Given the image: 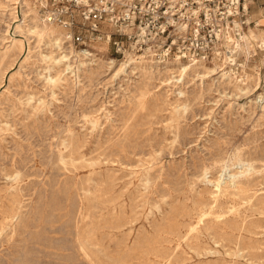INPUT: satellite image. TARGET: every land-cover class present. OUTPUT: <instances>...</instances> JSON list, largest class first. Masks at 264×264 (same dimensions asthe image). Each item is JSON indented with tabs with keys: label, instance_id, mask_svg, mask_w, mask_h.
<instances>
[{
	"label": "rangeland",
	"instance_id": "374dc122",
	"mask_svg": "<svg viewBox=\"0 0 264 264\" xmlns=\"http://www.w3.org/2000/svg\"><path fill=\"white\" fill-rule=\"evenodd\" d=\"M0 4V214L12 199L22 205L14 238L0 236V264H87L74 241L78 207L87 195L84 203L91 202L98 223L112 236L103 240L104 264H138L148 256L156 264L172 251L178 264H264V105L256 101L264 91L258 76L261 58H254L252 72L244 77L222 62L228 72L222 81L220 71L195 75L192 70L202 73L203 67L189 62L195 68L188 74L175 79L164 74L168 79L163 82L151 79L142 107L137 105L143 83L138 59H158L146 53L119 57L105 43L80 49L58 24L41 16L34 0H29L34 17L24 14L21 0ZM34 23L57 26L59 44L33 30ZM254 33L264 39V26ZM250 46L255 54L258 48ZM168 60H158L160 68ZM119 62L128 73H115ZM67 138L74 153L63 149L64 168L58 149ZM236 152L240 160L232 159ZM230 172H238L233 183ZM243 195L250 198L246 203ZM203 210L212 211L186 236ZM112 211V221L99 217Z\"/></svg>",
	"mask_w": 264,
	"mask_h": 264
},
{
	"label": "built area",
	"instance_id": "2783aa9c",
	"mask_svg": "<svg viewBox=\"0 0 264 264\" xmlns=\"http://www.w3.org/2000/svg\"><path fill=\"white\" fill-rule=\"evenodd\" d=\"M48 22L80 49L105 43L116 56L146 53L171 58L224 61L238 77L252 72L254 58L264 88V40L245 59L239 48L251 19L253 0H34Z\"/></svg>",
	"mask_w": 264,
	"mask_h": 264
},
{
	"label": "bare ground",
	"instance_id": "6f19581e",
	"mask_svg": "<svg viewBox=\"0 0 264 264\" xmlns=\"http://www.w3.org/2000/svg\"><path fill=\"white\" fill-rule=\"evenodd\" d=\"M12 1V0H11ZM20 1V0H19ZM15 3V2H14ZM19 3V2H18ZM21 3H22V5H24L25 6V8H24V14L25 15H27L26 13H29L31 16H33L34 17V15H32L33 13H35L34 12V9H33V6L31 7V5L33 4H31L30 5V7H29V0H21ZM0 5H2V4H0ZM10 5V4H9ZM14 5V4H13ZM15 5H17V4H15ZM10 7V6H9ZM34 7H35V5H34ZM1 8H4V7H1ZM14 9V8H13ZM17 9V8H16ZM36 9V8H35ZM11 11H12V9H11ZM15 11V10H14ZM16 12V11H15ZM39 15V14H38ZM16 16V15H15ZM28 16V15H27ZM33 17H31V20L33 21V22H35V19H33ZM44 20V19H43ZM33 30L35 29V30H37L40 34H45L46 36H48L51 40H53V42L56 44V45H58L59 44V41H60V38H59V28H57V26L55 27L53 24H51V23H34L33 24ZM260 27H262L261 26V24L260 23H258V21L257 22H255V24L253 25V26H249L248 27V29H247V31L242 35V39H243V41L242 42H239V44H238V46H239V48L243 51V53L245 54V57H247L248 58V56L249 55H252V53H250L249 51H250V48L248 49V46H250L251 47V49H253V51L256 49V47L258 48L259 46H260V44H261V42L264 40L262 37H260V35L258 34H256V33H254L256 30H257V28H260ZM29 30H31V29H29ZM36 32V31H35ZM259 32V31H258ZM29 33V32H28ZM263 33V32H262ZM23 34V33H22ZM40 37V36H39ZM65 38V37H64ZM43 41V40H42ZM21 42V41H20ZM20 42H19V44H20ZM70 42V41H69ZM23 43H24V41H23ZM14 44H15V42H14ZM21 45V44H20ZM24 46V45H23ZM6 47H7V45H6ZM101 49H104L105 48V46H99ZM59 48V47H58ZM12 50V49H11ZM76 50V49H75ZM19 51V50H18ZM86 51V50H85ZM20 52V51H19ZM89 52V51H88ZM99 52H101V51H99ZM98 52V53H99ZM5 53V52H4ZM15 53V52H14ZM61 53V52H60ZM96 53V52H91L89 55L90 56H92V57H95L96 55H98L99 57L98 58H101V55H99V54H101V53ZM255 53V52H254ZM1 54V53H0ZM8 54V53H7ZM12 54V53H11ZM83 54V53H82ZM128 54V53H127ZM53 55H55V54H53ZM64 55V54H63ZM79 55V54H78ZM14 56V55H13ZM45 56V55H44ZM62 56V55H61ZM87 56V55H86ZM85 56V57H86ZM131 56V55H130ZM46 57V56H45ZM63 57V56H62ZM66 57H68V56H66ZM139 57V56H138ZM7 58V57H6ZM52 58H54V57H52ZM63 58H65V57H63ZM74 58V57H73ZM79 58V57H78ZM132 58V57H131ZM246 58V59H247ZM66 59V58H65ZM68 59V58H67ZM105 59V58H104ZM53 60V59H52ZM51 60V61H52ZM77 60V59H76ZM91 60H92V58H91ZM120 60V59H119ZM129 60V59H128ZM136 60V59H135ZM255 61H256V59H254ZM55 61V60H54ZM60 61V60H59ZM63 61V60H62ZM95 60H93V62H94ZM113 60H108V61H105V62H107V63H111ZM254 61V62H255ZM68 62H69V60H68ZM82 62V61H81ZM98 61H96V63H97ZM115 62V61H114ZM124 62V61H123ZM123 62H119V65L117 66V68H116V72L115 73H117L118 71H123V72H127V70H126V64H124ZM190 61H187V62H183V60H180V59H178V58H171L170 60H168V63H166L164 66H163V68H160V63H159V61L158 60H155V59H153V58H151V57H146L145 55H141L140 57H139V59H138V67L137 68H140V70H141V72H142V76H143V78H142V82L143 83H141V85H140V87H139V89H138V92H137V99H138V103H137V105L138 106H144L145 104H146V101H145V95L146 94H148L149 93V91H150V89H151V79H153V78H158V79H160V81H165V80H167L168 78H163L164 77V74L165 75H167V74H170L173 78L175 77V76H179V75H184V74H188V70L189 69H191V68H195V66H192L190 63H189ZM222 62L225 64V62L224 61H217V60H211L210 62H206V61H197V64L199 65V66H202L203 67V71H202V73L198 70V71H196V70H192L193 71V73L195 74V75H198V76H200V77H204L205 75H208L209 73H215V72H218V71H220V75H219V77H222V79H221V81L225 78L226 79V76L228 75V72H227V70L226 69H224V66H223V64H222ZM60 63V62H59ZM90 63V62H89ZM95 63V62H94ZM93 63V64H94ZM95 63V64H96ZM191 63H196V62H191ZM9 64V63H8ZM69 64V63H68ZM81 64V63H80ZM86 64V63H85ZM84 64V65H85ZM74 65V64H73ZM77 65V64H76ZM106 65V64H105ZM112 65V64H111ZM116 65V64H115ZM128 65V64H127ZM253 66H255V65H253ZM0 67H1V65H0ZM69 67V66H68ZM77 67V66H76ZM9 68V67H8ZM78 68H80V67H78ZM110 68V67H109ZM113 68V67H112ZM46 69V68H45ZM74 69V68H73ZM77 69V68H76ZM72 70V69H71ZM86 70V69H85ZM94 70V69H93ZM50 71V70H49ZM54 71V70H53ZM229 71V70H228ZM60 72V71H59ZM132 72L134 73V72H136V70L135 69H133L132 70ZM61 73V72H60ZM60 73H57L56 75H58V74H60ZM128 73V72H127ZM161 73H162V75H161ZM190 73V72H189ZM255 73V72H254ZM259 73V72H258ZM5 74V73H4ZM49 74V73H48ZM253 74V73H252ZM82 75V74H81ZM116 75V74H115ZM118 75V74H117ZM248 75V74H247ZM253 75H256V74H253ZM59 76V75H58ZM57 76V77H58ZM128 76V75H127ZM258 76H260V75H258ZM47 77V76H46ZM50 77V76H49ZM52 77V76H51ZM136 77H137V75H136ZM135 77V78H136ZM229 77V76H228ZM3 78V77H2ZM77 78H78V74H77ZM182 78V77H181ZM197 78V77H196ZM217 78V77H216ZM230 78V77H229ZM228 78V79H229ZM248 78V77H247ZM171 79V78H170ZM175 79V78H174ZM180 78H177L176 80H179ZM184 79V78H183ZM204 79V78H203ZM212 79H213V77H212ZM47 80V79H46ZM61 80V79H60ZM193 80V79H192ZM191 80V81H192ZM236 80V79H235ZM244 80H245V78H244ZM256 80V79H255ZM153 81V80H152ZM196 81V80H195ZM49 82V81H48ZM56 82V81H55ZM186 82H187V80H186ZM244 82V81H243ZM260 82V81H259ZM258 82V83H259ZM162 84H165V83H162ZM170 84H171V81H170ZM187 84H189V83H187ZM194 84V83H193ZM224 84V83H223ZM55 85V84H54ZM57 85V84H56ZM182 85V84H181ZM180 85V86H181ZM218 85V84H217ZM53 86V85H52ZM228 86V85H227ZM261 86V85H260ZM176 87H177V85H176ZM184 87V86H183ZM188 87V86H187ZM243 87V86H242ZM181 88V87H180ZM260 88V87H259ZM182 89V88H181ZM187 89V88H186ZM238 89L239 90H241V91H244L241 87H238ZM254 90V89H253ZM182 90H180V92H181ZM8 92V91H7ZM235 92V91H234ZM182 93H184L185 94V92H182ZM179 94V93H178ZM224 94V93H223ZM221 95V94H220ZM28 97V96H27ZM177 98V97H176ZM25 99V98H24ZM32 99V98H31ZM178 99V98H177ZM252 99V98H251ZM26 101H27V99H26ZM32 101V100H31ZM256 101L258 102V104L260 103L261 105H264V91H260V92H258L257 93V95H256ZM22 102V101H21ZM39 103V102H38ZM176 103V102H175ZM24 104V103H23ZM176 104H178V103H176ZM259 104V105H260ZM30 105V104H29ZM32 105V104H31ZM38 105H40V104H38ZM173 105V104H172ZM179 105V104H178ZM41 106H43L42 104H41ZM257 106V105H256ZM15 107V106H14ZM36 107V106H35ZM260 107V106H259ZM17 108V107H16ZM41 109V108H40ZM263 110V109H262ZM27 112V111H26ZM32 113V112H31ZM37 115V114H36ZM34 117V116H33ZM92 122V121H91ZM90 122V123H91ZM94 123H95V121H94ZM93 124V123H92ZM69 125V124H68ZM72 133V132H71ZM70 133V134H71ZM74 133V132H73ZM69 134V133H68ZM70 138V137H69ZM71 139V138H70ZM127 139V138H126ZM80 141V140H79ZM122 141V140H121ZM61 143V142H60ZM114 144V143H113ZM122 144V143H121ZM123 145V144H122ZM58 146V145H57ZM56 146V147H57ZM72 141L70 140H68V138H67V141H66V139L62 142V148L61 149H58L59 151V159H60V161H61V164H62V166L64 167V168H67V162H65V160L63 159V157H64V154H63V152H64V150L65 149H67V153H68V155L70 156L71 155V153H74V152H72ZM115 146V145H114ZM124 146V145H123ZM75 147V146H74ZM125 147V146H124ZM103 148V147H102ZM115 148V147H114ZM120 148V147H119ZM123 148V147H122ZM126 148V147H125ZM64 149V150H63ZM74 149V148H73ZM113 150V149H112ZM119 150H121V149H119ZM75 151V150H74ZM83 151V150H82ZM126 151V150H125ZM76 153V152H75ZM79 153V152H78ZM99 153V152H98ZM85 154V156H86V153H84ZM236 155H233L232 156V159H238V160H240L241 159V157H240V155H239V152H236L235 153ZM66 155V154H65ZM80 155V154H79ZM82 155V154H81ZM101 155V154H100ZM112 156H113V154H112ZM87 157V156H86ZM99 157V156H98ZM68 158V157H67ZM71 158V157H70ZM76 158H77V155H76ZM96 158V157H95ZM228 158V157H227ZM66 159V158H65ZM80 159V158H79ZM79 159H78V161H79ZM83 159H85V157L83 158ZM70 159H68V161H69ZM72 160V159H71ZM92 160V159H91ZM97 160V159H96ZM95 160V161H96ZM100 160V159H99ZM111 160H112V158H111ZM231 160V159H230ZM77 161V162H78ZM80 161H82V160H80ZM94 161V160H93ZM92 161V162H93ZM119 161V160H118ZM228 161V160H227ZM244 160H242V162H243ZM246 161V160H245ZM73 162H75L74 160H73ZM76 162V164H78ZM85 162V161H84ZM241 162V163H242ZM247 162V161H246ZM81 163V162H80ZM82 163H83V161H82ZM99 163V162H98ZM97 163V164H98ZM240 163V162H239ZM70 164H72V162H70ZM75 163H73V165H74ZM75 164V165H76ZM87 164H88V162H87ZM91 164V163H90ZM89 164V165H90ZM229 164V163H228ZM238 164V163H237ZM255 164V163H254ZM85 165V164H84ZM102 165V164H101ZM105 165H106V163H105ZM227 165V164H226ZM231 165V164H230ZM229 165V166H230ZM246 165V164H245ZM250 165V164H249ZM249 165L246 167V169H244L243 171H245V170H247L248 168H249ZM252 165H253V163H252ZM79 166V165H78ZM93 166V165H92ZM99 166V165H98ZM228 166V167H229ZM80 167H81V164H80ZM90 167V166H89ZM95 167V166H94ZM139 167V166H138ZM82 168V167H81ZM227 168V167H226ZM253 168V167H252ZM71 169V168H70ZM84 169V168H83ZM150 169V168H149ZM207 169V168H206ZM205 169V170H206ZM64 170V169H63ZM237 170H239V169H237ZM254 170V169H253ZM66 171V170H65ZM64 171V172H65ZM94 171V170H93ZM98 171V170H97ZM145 171V170H144ZM243 171H240V173L241 172H243ZM92 172V171H91ZM96 172V171H95ZM255 172V171H254ZM94 173V172H93ZM148 173V172H147ZM235 173H238V172H234V173H229L230 175H229V177L228 178H230V182H232L233 181V179L236 177V175H235ZM66 174V173H65ZM143 174V173H142ZM244 174V173H243ZM68 175H70V174H68ZM91 176L93 175V174H90ZM145 175V174H144ZM223 175V174H222ZM16 177H18L19 176V172L15 175ZM71 176V175H70ZM146 176V175H145ZM250 176V175H249ZM21 177V176H20ZM98 177V176H97ZM141 177V176H140ZM148 178H149V176H148ZM17 179V178H16ZM84 179V178H83ZM93 179V178H92ZM109 179V178H108ZM142 179V178H141ZM239 179V178H238ZM24 180V179H23ZM81 180V179H80ZM98 180V179H97ZM205 180V179H204ZM236 180V179H235ZM54 181H56V180H54ZM103 181V180H102ZM142 181V180H141ZM149 181H150V179H149ZM216 181V180H215ZM229 181V180H228ZM27 182V181H26ZM43 182V181H42ZM75 182V181H74ZM81 182H82V180H81ZM147 182V181H146ZM229 182V183H230ZM236 182V181H235ZM14 183V182H13ZM59 183V182H58ZM97 183V182H96ZM106 183V182H105ZM207 183V182H206ZM214 183V182H213ZM233 183V182H232ZM29 184V183H28ZM77 184H79V183H77ZM85 184V183H84ZM100 184V183H99ZM98 184V185H99ZM142 184V183H141ZM219 181H217V183H216V186L218 187L219 186ZM237 184V183H236ZM235 184V185H236ZM17 185V184H16ZM19 185H20V183H19ZM60 185V184H59ZM101 185V184H100ZM104 185V184H103ZM213 185V184H212ZM230 185H232V184H230ZM234 185V184H233ZM239 185H241L240 183H239ZM55 186V185H54ZM80 186V185H79ZM245 186V185H244ZM21 187V186H20ZM26 187V186H25ZM24 187V188H25ZM76 187V186H75ZM222 187V186H221ZM235 187V186H234ZM238 187V186H237ZM247 187V186H246ZM19 188V187H18ZM34 188H36V187H34ZM151 188V187H150ZM226 188V187H225ZM229 188V187H228ZM239 188H241V187H239ZM78 189V188H77ZM82 189H83V191H84V194L85 195H87L88 194V192H87V194L85 193V187H82ZM96 189V188H95ZM98 189V188H97ZM102 189V188H101ZM105 189V188H104ZM244 189H246V188H244ZM252 189V188H251ZM18 190V189H17ZM23 190V189H22ZM27 190V189H26ZM91 190V188L89 189V191ZM145 190V189H144ZM228 190V189H227ZM7 191V190H6ZM15 191V190H14ZM80 191H82V190H80ZM242 191V190H241ZM22 192V191H21ZM25 192V191H24ZM34 192V191H33ZM95 192V191H94ZM109 192V191H108ZM145 192H146V190H145ZM151 192V191H150ZM246 192H248V191H246ZM7 193V192H6ZM19 193V192H18ZM96 193V192H95ZM9 194V193H8ZM12 194V193H11ZM16 195H17V193H15ZM25 194V193H24ZM91 194V193H90ZM99 194V193H98ZM145 194V193H144ZM219 194V193H218ZM1 195V194H0ZM80 195V194H79ZM96 195V194H95ZM100 195V194H99ZM103 195V194H102ZM230 195V194H229ZM229 195H227V196H229ZM242 195V194H241ZM10 196V195H9ZM25 196V195H24ZM83 196V195H82ZM88 196V198H84V200H82L81 201V205H79V207H78V211H77V215H78V219L76 220V222H75V225H74V241H75V243H76V250H77V252H78V254L87 262V264H104V263H102L101 262V256H100V253H102L103 255L104 254H107V249L105 248V246H103V240L104 239H106V240H108V238L111 236V232H106L105 231V229L107 228H105L104 226H102L101 224H103V223H101L100 222V224L98 223V220L100 221V219H98V216L97 215H95V210L93 209V207L94 206H92V204H91V202L89 203V202H85L84 203V201H87V199H89L90 197V195H87ZM97 196V195H96ZM101 196V195H100ZM99 196V197H100ZM218 196V195H217ZM235 196H236V194H235ZM238 196V195H237ZM12 197V196H11ZM14 197H16V196H14ZM21 197V196H20ZM85 197V196H84ZM165 197V196H164ZM220 197V196H219ZM4 198V197H3ZM95 198H97V197H95ZM103 198H104V196H103ZM102 198V199H103ZM239 198V197H238ZM241 198H245V200H243L242 202H244L245 201V203L247 202V201H249V196L248 195H243ZM254 198V197H253ZM253 198H252V200H253ZM20 199V198H19ZM24 199V198H23ZM80 199V198H79ZM92 199V198H91ZM106 199V198H105ZM104 199V200H105ZM113 199V198H112ZM145 199V198H144ZM230 199V198H229ZM232 199V198H231ZM161 200V199H160ZM17 201H18V199H17ZM89 201V200H88ZM100 201V200H99ZM224 201V200H223ZM22 202V201H21ZM236 202H238V201H236ZM4 203V202H3ZM9 203V202H8ZM14 203H15V200H13L12 199V201L10 202V204H9V208L8 209H6V210H4V211H2L1 212V214H0V236H2V235H6V234H8V233H10V237H13L14 238V234H15V232H16V223H17V219H18V215L20 214V209L22 208V205H21V203L18 205V206H16V205H14ZM25 203V202H24ZM251 203V202H250ZM262 203V202H261ZM104 204V203H103ZM215 204V203H214ZM230 204H232V203H230ZM244 204V203H243ZM100 205V204H99ZM206 205V204H205ZM101 206V205H100ZM213 206V205H212ZM239 206V205H238ZM3 207V206H2ZM17 207V208H16ZM209 207V206H208ZM208 207H206V208H208ZM234 207H235V205H234ZM253 207V206H252ZM1 208V207H0ZM5 208V207H4ZM101 208V207H100ZM240 208H242V207H240ZM102 209V208H101ZM209 209V208H208ZM226 209V208H225ZM114 210V209H113ZM212 210H214V207H213V209ZM211 210V211H212ZM217 210V209H216ZM230 210V209H229ZM240 210V209H239ZM107 211V210H106ZM109 211H110V209H109ZM203 211H206V210H203ZM211 211H206L205 213H202V214H200L199 215V219L197 220V222L193 225H191L190 227H189V229H188V231H187V233H186V236H189V234L193 231V230H195V229H197L198 228V225L200 224V222L202 221V220H204V218L205 217H208L210 214H211ZM232 211V210H231ZM242 211V210H241ZM98 212V211H97ZM102 212V211H101ZM100 212V216L99 217H102L103 215L104 216H107V217H110V220L112 221L113 219H111V218H113L114 217V215L116 214L115 212L116 211H112V212H108L107 214H105V213H101ZM104 212V211H103ZM149 212V211H148ZM202 212V211H201ZM119 213H120V211H119ZM240 213V212H239ZM252 213V212H251ZM147 214V213H146ZM219 214V213H218ZM244 214V213H243ZM242 214V216H243V219L246 217H244V215ZM261 214V213H260ZM148 215V214H147ZM216 215V214H215ZM259 215V214H258ZM219 216V215H218ZM221 216V215H220ZM222 216H225V215H222ZM230 216V215H229ZM260 216V215H259ZM222 218V217H221ZM231 218V217H230ZM247 218V217H246ZM107 219V218H106ZM123 219V218H122ZM127 219V218H126ZM130 219V218H129ZM105 221V220H104ZM126 221V220H125ZM260 221H262V220H260ZM263 222V221H262ZM24 223V222H23ZM105 223H106V221H105ZM123 223V222H122ZM130 223V222H129ZM179 223V222H178ZM109 224V223H108ZM120 224V223H119ZM225 224V223H224ZM259 224V223H258ZM263 224H264V222H263ZM112 225V224H111ZM256 225V224H255ZM113 226V225H112ZM222 226V225H221ZM120 228V227H119ZM133 228V227H132ZM224 228V227H223ZM262 228V227H261ZM129 229V228H128ZM200 229V228H199ZM17 230H18V228H17ZM108 230V229H107ZM132 230V229H131ZM150 231V230H149ZM173 231V230H172ZM197 231V230H196ZM227 231V230H226ZM233 231V230H232ZM126 232V231H125ZM129 232H130V230H129ZM137 232V231H136ZM138 232H139V230H138ZM185 232V231H184ZM230 232V231H229ZM17 233V232H16ZM146 233H149V232H146ZM227 233V232H226ZM241 233V232H240ZM129 234V233H128ZM234 234H236V233H234ZM245 234V233H244ZM207 235H208V233H207ZM237 235V234H236ZM241 235H243V233L241 234ZM252 235V234H251ZM114 236V235H113ZM167 236V235H166ZM203 236V235H202ZM233 236V235H232ZM244 236H246V234L244 235ZM112 237V236H111ZM175 237V236H174ZM183 237H185V236H183ZM182 237V238H183ZM235 237V236H234ZM247 237V236H246ZM117 238V237H116ZM119 238V237H118ZM240 238V237H239ZM255 238V237H254ZM9 239V238H8ZM173 239V238H172ZM184 239V238H183ZM187 239V238H186ZM238 239V238H237ZM245 239H247V238H245ZM258 239V238H257ZM125 240V239H124ZM123 240V241H124ZM188 240V239H187ZM200 240V239H199ZM125 241H127V240H125ZM179 241H180V239H179ZM184 241V240H183ZM246 241V240H245ZM8 242V241H7ZM10 242V241H9ZM190 242V241H189ZM214 242V241H213ZM247 242V241H246ZM184 243V242H183ZM216 243V242H215ZM222 243V242H221ZM221 243H220V245H221ZM229 243H230V241H229ZM259 243V242H258ZM124 244V243H123ZM133 244V243H132ZM181 244V243H180ZM234 244V243H233ZM232 244V245H233ZM238 244V243H237ZM182 245V244H181ZM239 245V244H238ZM254 245V244H253ZM151 246V245H150ZM261 246H264V245H261ZM93 247H95V248H93ZM169 247V246H168ZM260 247V246H259ZM61 248H63V247H61ZM187 248H189V246H187ZM252 248V247H251ZM260 248H262V247H260ZM260 248H258V249H260ZM64 249V248H63ZM182 249H183V246H182ZM193 249V248H192ZM217 249V248H216ZM240 249V248H239ZM244 249V248H243ZM254 249V248H253ZM106 250V251H105ZM136 250V249H135ZM141 250V249H140ZM180 250V249H179ZM178 250V251H179ZM184 250V249H183ZM247 250H249V249H247ZM124 251V250H123ZM189 251V250H188ZM207 252V251H206ZM218 252V251H217ZM109 253V252H108ZM238 253V252H237ZM236 253V254H237ZM243 253H244V251H243ZM101 254V255H102ZM163 254V253H162ZM210 254V253H209ZM231 254V253H230ZM235 254V253H234ZM242 254V253H241ZM240 254V255H241ZM109 255V254H108ZM190 255V254H189ZM201 255V254H200ZM228 255H229V253H228ZM237 255H239V254H237ZM236 255V256H237ZM105 256V255H104ZM104 256H103V258H104ZM178 256V255H177ZM181 256V255H180ZM198 256V255H197ZM243 256V255H242ZM62 257V256H61ZM106 257V256H105ZM149 257V256H148ZM148 257H145V258H141V259H138L137 260V263L138 264H153V262H151L150 260H149V258ZM159 257V256H158ZM233 257H235V255L233 256ZM240 257V256H239ZM244 257V256H243ZM254 257V256H253ZM262 257H264V256H262ZM63 258L65 259V258H67V256L66 257H64L63 256ZM70 258H72L71 256H70ZM76 258V257H75ZM77 258H78V256H77ZM231 258V257H230ZM248 258V257H247ZM252 258V257H251ZM109 259H110V257H109ZM258 259L259 258H257V261H258ZM67 260V259H66ZM119 260V259H118ZM238 260V259H237ZM247 260V259H246ZM249 260V259H248ZM247 260V261H248ZM60 261V260H59ZM69 262V261H68ZM74 262V261H73ZM188 262V261H187ZM250 262V261H249ZM254 262H256V261H254ZM60 263V262H59ZM58 263V264H59ZM67 263V262H66ZM119 263H123V264H128L127 262H124V261H121V262H119ZM131 263V262H130ZM179 263V259H176V252L175 251H172L171 253H169L166 257H164L162 260H160L159 262L157 261V263L156 264H178ZM226 263H227V261H226ZM229 263V262H228ZM61 264H62V262H61ZM70 264V263H69ZM188 264V263H187ZM230 264V263H229ZM248 264V263H247Z\"/></svg>",
	"mask_w": 264,
	"mask_h": 264
},
{
	"label": "crops",
	"instance_id": "0c3cea01",
	"mask_svg": "<svg viewBox=\"0 0 264 264\" xmlns=\"http://www.w3.org/2000/svg\"><path fill=\"white\" fill-rule=\"evenodd\" d=\"M250 14L252 21H258L264 26V0H253L250 3Z\"/></svg>",
	"mask_w": 264,
	"mask_h": 264
}]
</instances>
